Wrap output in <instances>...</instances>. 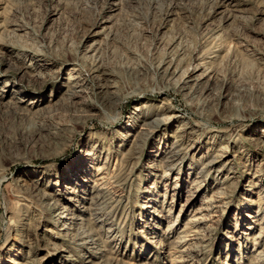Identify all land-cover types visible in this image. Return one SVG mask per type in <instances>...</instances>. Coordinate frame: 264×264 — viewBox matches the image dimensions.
<instances>
[{"label": "rangeland", "instance_id": "obj_1", "mask_svg": "<svg viewBox=\"0 0 264 264\" xmlns=\"http://www.w3.org/2000/svg\"><path fill=\"white\" fill-rule=\"evenodd\" d=\"M254 129L264 0H0V264H264Z\"/></svg>", "mask_w": 264, "mask_h": 264}, {"label": "bare ground", "instance_id": "obj_2", "mask_svg": "<svg viewBox=\"0 0 264 264\" xmlns=\"http://www.w3.org/2000/svg\"><path fill=\"white\" fill-rule=\"evenodd\" d=\"M181 70H182V67H181V65L180 64H177V63H174L173 61L172 62H170L169 64H167V67L166 68H164L163 70H161L162 71V74L165 76V77H170V78H172V79H174V78H176V80H178V82H179V84H180V86H181V89L183 90V91H188V92H192L195 88H200L201 87V85H203L202 84V81L201 80H199L198 78H196V79H192L191 78V74H192V72H194L195 71V69L193 68V69H187L186 71H182L181 72ZM190 70H192L191 71V73L189 72ZM101 71H99L98 73H100ZM180 72L182 73V74H180ZM102 74H104L106 77H108V78H110L111 76H112V74H109V73H106V72H101ZM99 75V74H98ZM103 75V76H104ZM77 76V75H76ZM86 77V76H85ZM71 78V77H70ZM88 78V77H87ZM164 78V77H163ZM105 79V78H104ZM169 79V78H168ZM71 80H72V82H71V93L73 94V95H76V94H78V93H83L84 91H83V88L85 87V85H86V82H87V79L85 78H80V77H76V78H71ZM70 81V80H69ZM106 87H104V89H103V91H104V93H105V95H107L108 96V98L109 99H111V97L113 96V95H115L116 94V92H117V88H116V86H112V85H105ZM202 91H204V92H208V91H210V89H209V87H207L206 86V88H204V89H202ZM86 93V92H85ZM189 95V94H188ZM80 96V95H79ZM111 101V100H110ZM168 113V112H167ZM181 118V116H179L175 111H171L169 114H168V116L167 117H165L164 119H163V121H164V123H163V125H166V124H168V123H171L173 120L174 121H176V122H178V120ZM249 137H250V141L251 142H253L255 145H256V147L258 148V150H261V151H263L264 152V129H262V130H259V129H254V130H252L251 131V133H250V135H249ZM179 142H181V141H179ZM89 155H91V154H88V156ZM175 156H176V154L175 153H172V155H171V158H175ZM220 157H223V155H219ZM218 156V157H219ZM217 157V158H218ZM216 160V159H215ZM220 161H213V162H211L208 166L209 167H211L212 169H215V168H213V167H215L214 166V164H216V163H219ZM226 165H227V163H226ZM210 168V169H211ZM208 170V169H207ZM215 172H217V170L215 171ZM219 172H222L221 170L220 171H218V173ZM170 174L169 173H165V175H164V178H167L168 176H169ZM21 182V181H20ZM28 186V185H27ZM29 187H31V186H29ZM34 189V188H33ZM43 198L45 199L46 197L45 196H43ZM57 205V204H56ZM52 206H53V204H52ZM59 207V206H58ZM51 209V208H50ZM53 209L54 210H56L57 209V207H55V206H53ZM60 214V216H62V217H64L63 215H64V213H62V212H60L59 213ZM61 218V217H60ZM68 226H66L65 225V228H68V231H70V230H73V228L77 225L78 226V224H77V220H80L78 217H76V216H73V217H68ZM79 233V232H78ZM89 236V235H88ZM87 236V237H88ZM83 237V236H82ZM79 238V237H78ZM184 238V237H183ZM89 239H91V240H89L87 243H86V245L88 244V245H90V244H92V245H96V243H95V240H92V238H89ZM80 240L82 241V238H80ZM181 244H182V242H181ZM261 253V252H260ZM178 261V260H177Z\"/></svg>", "mask_w": 264, "mask_h": 264}]
</instances>
